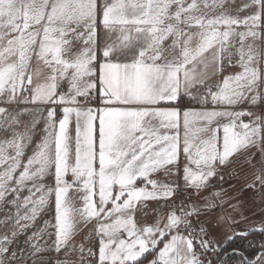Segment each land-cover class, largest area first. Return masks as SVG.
Masks as SVG:
<instances>
[{
	"label": "snow or ice",
	"instance_id": "6c2138e0",
	"mask_svg": "<svg viewBox=\"0 0 264 264\" xmlns=\"http://www.w3.org/2000/svg\"><path fill=\"white\" fill-rule=\"evenodd\" d=\"M237 162L264 189V0H0V264H264L204 196Z\"/></svg>",
	"mask_w": 264,
	"mask_h": 264
},
{
	"label": "rangeland",
	"instance_id": "374dc122",
	"mask_svg": "<svg viewBox=\"0 0 264 264\" xmlns=\"http://www.w3.org/2000/svg\"><path fill=\"white\" fill-rule=\"evenodd\" d=\"M255 110L257 113H259L261 108L258 106ZM251 171L252 170L246 165L241 166L240 163L237 162L236 164L224 169L222 172V175L224 176L223 180L214 179L212 181V183L216 185L214 188H209L204 191V196H210L213 192L226 190V195L233 197L230 203L236 204L239 202V212L233 213L236 219L241 221L235 226L237 230H245L252 226L258 225L261 221H264V189H260L258 187L255 189H250L246 187V184L251 180ZM237 172L239 175H236ZM159 178L163 179V177ZM180 183L183 185L182 180ZM183 191L185 195L191 196L193 200L196 199L195 196L192 195L190 189H185ZM177 199H179V197H177ZM156 207H158V205L155 202H151L149 204V216L153 217L150 209ZM225 210L231 212V209L228 208V205H224L223 208L216 211L213 219L216 216H219ZM53 213L54 207L51 208L47 215H43L38 218L37 227L43 226L44 220L51 219ZM241 216L245 217L246 219H241ZM224 230V228L218 229L217 236L222 237ZM78 239H83V233L78 237ZM42 257L46 264H52V261L55 259V255L50 252L43 253ZM29 264H31V261H29Z\"/></svg>",
	"mask_w": 264,
	"mask_h": 264
},
{
	"label": "trees",
	"instance_id": "16d2710c",
	"mask_svg": "<svg viewBox=\"0 0 264 264\" xmlns=\"http://www.w3.org/2000/svg\"><path fill=\"white\" fill-rule=\"evenodd\" d=\"M260 239H261L260 235L255 234V235H250L249 237L244 238V239L238 238L233 243H234V246L241 248L242 250H245L246 253H248L252 251V248L249 245L259 242ZM229 263H231V261H229ZM217 264H219V258H217Z\"/></svg>",
	"mask_w": 264,
	"mask_h": 264
},
{
	"label": "crops",
	"instance_id": "0c3cea01",
	"mask_svg": "<svg viewBox=\"0 0 264 264\" xmlns=\"http://www.w3.org/2000/svg\"><path fill=\"white\" fill-rule=\"evenodd\" d=\"M48 183H49L50 186L52 185L53 181H52L51 178H49ZM150 203H151V202H150ZM150 217H151V216L148 217V220H149L148 222H149V223L152 222V218H153V217H151V218H150ZM152 258H153L152 256H148V259L145 260V261L143 262V264H148V260H151Z\"/></svg>",
	"mask_w": 264,
	"mask_h": 264
},
{
	"label": "built area",
	"instance_id": "2783aa9c",
	"mask_svg": "<svg viewBox=\"0 0 264 264\" xmlns=\"http://www.w3.org/2000/svg\"><path fill=\"white\" fill-rule=\"evenodd\" d=\"M210 258L215 259L217 261V257H210Z\"/></svg>",
	"mask_w": 264,
	"mask_h": 264
}]
</instances>
